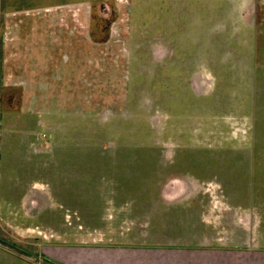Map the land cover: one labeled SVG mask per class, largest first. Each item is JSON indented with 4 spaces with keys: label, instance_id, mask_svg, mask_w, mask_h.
Here are the masks:
<instances>
[{
    "label": "rangeland",
    "instance_id": "rangeland-1",
    "mask_svg": "<svg viewBox=\"0 0 264 264\" xmlns=\"http://www.w3.org/2000/svg\"><path fill=\"white\" fill-rule=\"evenodd\" d=\"M101 1L113 8V18L103 41L96 43L91 32L100 26L91 16ZM1 4L17 10L21 20L13 27L31 30L26 50L30 58L20 68L13 67L17 50L13 52L9 32L17 19L4 23L7 65L0 68V87L23 81L20 108L33 111V147L39 151L34 154L27 148L26 118L4 114L3 231L22 235L23 226H36L57 232L66 242L123 239L118 242L126 244L125 249L123 244L112 247L121 248L114 255L100 245L98 264H264V34L250 37L253 29L248 26L258 14L263 22L259 27H264V0H0ZM47 35L49 48L42 47ZM155 44L165 50L158 62L152 57ZM222 56L243 66L245 90L235 114L219 116L206 109V97L188 94L185 84L200 64L206 70V59ZM158 84L173 85L168 97L161 88L160 106L181 120L173 123L158 109ZM250 87L253 94L258 92L251 96L253 107H247ZM123 111L129 121L119 125L124 132L114 131L113 125L108 128L111 121L123 118ZM156 112L168 118L158 127ZM253 129L261 133L258 151L253 150ZM159 149L170 155L162 158L165 162L171 152L199 159L198 168L189 165L196 175L189 178V191L257 192L258 207L252 203L228 214L210 209L201 228L188 215L192 206H181L176 218L157 200L169 171L175 169L166 167L162 176L155 173L154 150ZM126 154L130 162H124ZM176 169L182 166L176 164ZM41 185L43 192H26ZM27 193L42 196L30 214L21 205ZM246 196L248 206L251 194ZM193 235V243L182 241ZM178 236L179 248L168 244L154 249ZM152 257H157L155 262Z\"/></svg>",
    "mask_w": 264,
    "mask_h": 264
},
{
    "label": "flooded vegetation",
    "instance_id": "flooded-vegetation-1",
    "mask_svg": "<svg viewBox=\"0 0 264 264\" xmlns=\"http://www.w3.org/2000/svg\"><path fill=\"white\" fill-rule=\"evenodd\" d=\"M88 9L90 13L89 15H91L90 8L88 7ZM94 9L95 10L94 12H92L93 15L91 17L95 19L96 24L99 23L100 27L93 29L91 32V36L96 41V43H99L103 41V38H102L103 33H105V30H107L109 25L112 23L113 8H111L109 3L101 1L95 6ZM8 10L4 8L2 4L0 5V68H3L5 65H7V60L4 59V45H3L4 43V35H3L4 23H6V21L9 19L12 21L13 17L17 19V10L15 9L13 10L8 9ZM260 17L261 16H258V14H255L254 18L252 17L250 18L251 22L248 24V26L252 27L253 29L250 32V37H253L255 35H258L259 37L263 36L264 27L263 28L262 26L259 27V25H262L263 23ZM20 20L21 19L18 18L17 23L16 22L12 23L13 21L11 22L10 24L11 30L9 32L10 39L12 42L11 45L14 50L13 52L17 50V52L14 53L16 55L13 58L12 64L14 65L13 67H17V68H20L21 66L20 64H22V61L24 60L28 61V59L30 58L28 56L29 52L26 50H28V43L32 41L30 40L31 39L30 34H27L31 30H26V31L22 30L24 28L20 30V28H15L12 26V24L18 25ZM48 35L47 37L44 36V41L46 44H43L42 47L48 46L47 48H49ZM97 45L99 46L100 44H97ZM108 48H110V46H108ZM123 48L125 47L119 48V50H123ZM111 49H112V52H114V50L115 52L117 51L116 47L114 46ZM152 49H154L152 51V57H153L154 62H158L161 58L164 57L165 50L162 47L155 44V46H153ZM252 50L257 51L256 47H253V46H252ZM255 51H252V53L254 52L252 55L253 60L255 58L254 55H256ZM102 53H103V50H102ZM219 58H217V60L216 59L212 60L210 58L206 59V70H205V67L200 64L198 66V69L193 73L190 82H187V84L185 85L187 87V91L189 92L188 94H191L196 99L206 97V103H207L206 109L207 110L213 109L211 111L217 112L219 116L232 115V114H235V109L237 110V108L235 107L236 103L240 99H242L241 96L243 95L244 90H245L244 88H242L243 78H244L243 66L241 67L239 64L235 65L233 62H231L232 60H228V57H226L225 60H224V56H222L221 59ZM256 63L258 62L257 61L254 62L255 66H257ZM252 78H254V75ZM21 84H23V81H18V82L11 81L9 84H7L9 85L7 86V88L0 87V127H2V130H3L4 114L9 113L11 114L10 116L14 114H19L20 116L25 117L26 118L25 124L28 127L25 130L28 134L26 138L27 148L29 149L32 147V153L38 154L37 152L39 151H37L33 147L34 141L37 140V136L34 133V126L32 124L33 119H30V115L33 113V111H31L30 109L22 110L20 108L21 106L20 103L23 100V94H24V90H23L24 87L20 86ZM215 84H216V87H214ZM172 87L173 85H167V84L159 85L158 84V88H156L157 93L159 95L158 96V100H159L158 109L160 108L161 112L166 115L168 113L163 111V108H161L160 106L164 99V96H162V93L160 91L162 88L163 94L170 95L171 93L174 92ZM227 88H228V92H226ZM232 88L235 89L234 94L230 93ZM253 92L254 91L252 87H250L249 88L250 97L257 95L258 93L256 92V94L255 93L253 94ZM253 100L254 98L251 97L250 102L247 104V107H253V103H252ZM5 107L7 109H10L9 110L10 112H5L4 111ZM110 111L115 113L114 109H111ZM238 111L240 112V109H238ZM121 114L123 118H118L117 120L111 121L109 124H107V127L109 128V127H112L111 125H113L114 131L124 132L123 128L120 129L119 125L120 123H126L129 121H127V118H125L126 115L124 111ZM163 114L159 112H156L154 114L155 124L157 125V127L163 124V122L168 121V118L166 117L163 118L164 117ZM254 115L255 114H253V116ZM167 116L170 118V120H172L173 123L176 121L175 119L181 120L182 118V117L177 118L175 116L173 117V115H169V114ZM191 116L192 115L187 116L186 119H188ZM176 123L178 124V121ZM187 125L188 123L183 126H187ZM4 131H6V129H4ZM251 133L253 134V150L254 149L256 151L261 150L262 149L261 148V138L259 139V136L261 133L257 132L255 129H253ZM107 142L109 146L114 145L113 141H107ZM140 149L142 148L140 147ZM227 149H230V148L227 147ZM154 153H155L154 154V161H155L154 164L156 168V171H155L156 174H158L159 176H162L163 175L162 172L166 170V167H169V168L171 167L172 169L173 167L175 168L173 169V171H169L170 175L166 177L165 182L161 185L159 192L157 193L158 194L157 200L160 203L163 202L167 207H170V209H172L173 214L176 218L180 217L178 215H180L181 206L183 207L192 206L193 209L188 215H190L196 221L197 226L201 225L200 226L201 228L202 226L206 224V212H209L210 209H214L222 213L226 212L225 214H228L231 210L238 211L242 209L245 210L249 206L252 207L251 206L252 203L255 204V207L256 206L258 207L259 204H257V202L259 199L258 198L259 194L257 195V192H226L223 189L224 192H218V194L213 192L214 193L213 194L212 192H209L208 190L207 192L189 191L188 189L189 178L191 176L192 177L196 176L194 173L195 171L194 167L192 169V167L190 166L191 165L194 166L196 164L197 166L196 168H198L199 166L198 163H200L198 162L199 159H197V161L194 158L190 160V157L187 154L177 156L176 155L177 152L175 154H172L171 152L172 156L170 160H168L169 162H165L162 160V158H164L165 155L168 157L169 155L168 153L167 154L166 152L164 153L161 149H159V152L157 150H154ZM127 154L129 153L127 152ZM127 154L123 158L124 162H127L130 160V159L127 160V158L129 157V155ZM134 159L136 160L137 158H134ZM176 164L177 165L179 164L180 166H182V169H180L181 171L176 169ZM187 167H189V169H186ZM190 169H191V172L193 173L189 171ZM42 187L45 188L43 185H41L39 189L27 190L26 192L28 193L29 192H43L41 189ZM28 193L26 194L28 195L27 197L23 195L26 198L22 197L21 199V205L25 207L23 211H25L26 214H30L33 211V209H31L33 206L37 207L38 205H40L39 201L42 198V196L40 198V197H36L37 195L35 196V194L33 193L31 194H28ZM248 193L251 194V199H250L251 201H250V204H248L247 206L245 204H246V201L248 200L246 199L247 197L246 195H249ZM155 198H156V194H155ZM205 198L207 199V201L205 200ZM121 207L123 206L120 205L115 208L120 209ZM255 207L253 206V209H255ZM203 213H204V216H203ZM35 227L33 228V227L23 226L22 230H20L22 235L16 233L15 231H11L12 233H9V232L3 231V229L0 228V264H2V262L7 264V263H10V261L14 263L17 260L19 261V259L23 260L22 264H63L62 262L57 261L56 259L52 258L48 254L49 249L53 247L55 248L56 247H78V246L82 247L84 245H89L88 247L98 248L101 245L102 248H111V247H120L122 244H123L122 245L123 248L126 246V244H124L123 242H118V240L122 241L123 239L114 238V237L108 239V241H105V240L98 241L96 237L95 239L93 238L90 239L89 243L87 242L84 243L85 241L66 242V241H62L59 238H57V234H58L57 232H52L48 228H45V230H40L39 228L37 229V227L36 228ZM66 227L67 228L69 227L71 229L76 228V227H71L68 224ZM77 228L80 229V227H77ZM200 236H202L201 233H200ZM193 237L195 236L194 235L190 236V240L184 239L182 241L187 242V243L188 242L193 243V240H194ZM167 240H172V242L162 243V247L157 246V247H154V249H164L168 247V244H174V248H179V247H176L175 245L182 246V244L180 243L182 241H180L179 236L175 240H174V237H171V239H167ZM197 240H200V239L197 238L196 241ZM194 244H197V242Z\"/></svg>",
    "mask_w": 264,
    "mask_h": 264
},
{
    "label": "crops",
    "instance_id": "crops-1",
    "mask_svg": "<svg viewBox=\"0 0 264 264\" xmlns=\"http://www.w3.org/2000/svg\"><path fill=\"white\" fill-rule=\"evenodd\" d=\"M103 249V248H102ZM125 249V248H124ZM107 253L115 254L116 250H121V248H105L103 249ZM98 248H83V247H53L49 249L48 254L62 262L63 264H98V257L101 252ZM109 251V252H108ZM99 253V254H98ZM155 262L157 257H152ZM106 264V263H105Z\"/></svg>",
    "mask_w": 264,
    "mask_h": 264
}]
</instances>
